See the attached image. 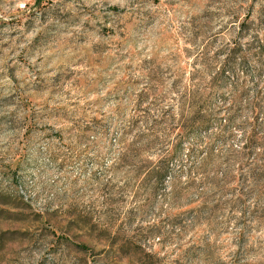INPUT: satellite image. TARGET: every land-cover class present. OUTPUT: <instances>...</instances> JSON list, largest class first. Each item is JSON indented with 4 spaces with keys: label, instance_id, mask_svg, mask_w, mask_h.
<instances>
[{
    "label": "rangeland",
    "instance_id": "374dc122",
    "mask_svg": "<svg viewBox=\"0 0 264 264\" xmlns=\"http://www.w3.org/2000/svg\"><path fill=\"white\" fill-rule=\"evenodd\" d=\"M0 264H264V0H0Z\"/></svg>",
    "mask_w": 264,
    "mask_h": 264
},
{
    "label": "trees",
    "instance_id": "16d2710c",
    "mask_svg": "<svg viewBox=\"0 0 264 264\" xmlns=\"http://www.w3.org/2000/svg\"><path fill=\"white\" fill-rule=\"evenodd\" d=\"M215 110H218V111L215 112ZM209 111H210V114H208V115H204V113H202V111L198 113V116H199L198 120L199 121L197 123V128L200 130L201 129L207 130L209 128L215 127V131H216V133H214V134L211 133L210 135H208V138L205 139L208 141V144L206 143V145H205V151H206L205 155L208 157L205 156V158L202 159V162L210 159V157L213 153L212 149L210 148L211 145H213L214 143H217V144H220L222 146L223 145L227 146L228 141L232 140V138H233V134L231 133V131L227 130V127L225 125L222 126L220 124L221 123L220 119L215 118L217 116V112H219V108H217V109H209L208 108V112ZM231 111H233V109H229V112H231ZM229 112H227V114ZM227 117L228 118H226V121L231 120V119H229V118H231V116L228 115ZM244 140H246L248 145L251 144V142L249 141V138H248V140L247 139H244ZM250 146H252V145H250ZM250 146L246 147V148L250 149L251 148ZM225 152L227 154L226 156H232L237 151L232 149L231 147H227ZM172 155L173 154L164 156L163 163L165 165H167L171 161V159L173 157Z\"/></svg>",
    "mask_w": 264,
    "mask_h": 264
}]
</instances>
